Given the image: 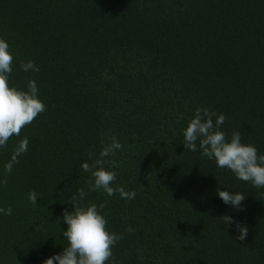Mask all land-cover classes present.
<instances>
[{
	"label": "trees",
	"instance_id": "16d2710c",
	"mask_svg": "<svg viewBox=\"0 0 264 264\" xmlns=\"http://www.w3.org/2000/svg\"><path fill=\"white\" fill-rule=\"evenodd\" d=\"M0 37L10 84L35 80L45 105L0 148V207L12 209L0 214V264L60 253L81 188L121 236L105 264H264V188L218 168L198 141L183 145L207 108L264 154V0H0ZM28 60L38 72L21 69ZM23 137L28 149L6 172ZM111 137L122 148L105 167L130 200L88 191L81 165ZM224 187L245 195L242 210L218 198ZM226 215L247 227L243 241Z\"/></svg>",
	"mask_w": 264,
	"mask_h": 264
},
{
	"label": "clouds",
	"instance_id": "9594fccd",
	"mask_svg": "<svg viewBox=\"0 0 264 264\" xmlns=\"http://www.w3.org/2000/svg\"><path fill=\"white\" fill-rule=\"evenodd\" d=\"M13 55L9 43L0 37V148H4L10 137L19 136L21 129L30 124L39 113L45 111V105L39 97V89L35 80H29L27 88H19L10 84ZM24 72H38L39 68L32 60L20 65ZM215 118V119H213ZM226 117L217 115L207 108H197L183 129L184 148L197 151V141L201 155L214 160L216 166L228 169L238 180L250 182L255 188H264V154H258L257 148L250 143H242L240 131H234L230 136L221 130ZM28 138L23 137L15 146L9 162L4 170L11 172L13 165L18 163V157L28 149ZM122 148L116 137L110 138L91 165L82 163V170L90 172L93 178L88 191L103 190L111 197L119 193L121 199H133L135 192L125 191L123 187H114L116 172L105 167L103 159L115 155ZM86 192L83 188L72 197L73 210L65 211L63 222L67 225L61 232L67 245L60 253L44 259L43 264H105L112 257V248L121 236L111 232L106 227L107 220L103 215V204L99 207L94 203L84 204ZM216 195L225 205L242 210L241 205L245 195L239 191L217 188ZM38 195L29 194L31 203L36 204ZM11 207H0V214L10 215ZM228 225L235 224L239 233L237 239L243 241L247 236V227L236 222L231 216H224ZM132 231L131 227L127 229Z\"/></svg>",
	"mask_w": 264,
	"mask_h": 264
}]
</instances>
